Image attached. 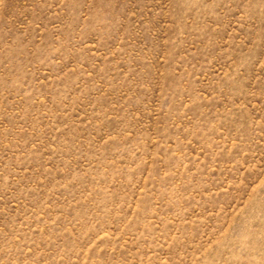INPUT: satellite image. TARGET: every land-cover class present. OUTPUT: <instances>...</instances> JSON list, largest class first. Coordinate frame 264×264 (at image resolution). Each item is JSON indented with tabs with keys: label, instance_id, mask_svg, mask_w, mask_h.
<instances>
[{
	"label": "rangeland",
	"instance_id": "374dc122",
	"mask_svg": "<svg viewBox=\"0 0 264 264\" xmlns=\"http://www.w3.org/2000/svg\"><path fill=\"white\" fill-rule=\"evenodd\" d=\"M0 264H264V0H0Z\"/></svg>",
	"mask_w": 264,
	"mask_h": 264
}]
</instances>
